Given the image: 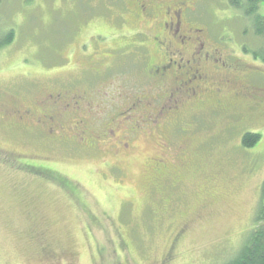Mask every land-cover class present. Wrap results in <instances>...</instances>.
<instances>
[{
  "label": "rangeland",
  "instance_id": "374dc122",
  "mask_svg": "<svg viewBox=\"0 0 264 264\" xmlns=\"http://www.w3.org/2000/svg\"><path fill=\"white\" fill-rule=\"evenodd\" d=\"M108 11L118 20L126 14L121 5L115 9L114 0H0V30L13 29L14 37L0 52V104L15 90L26 94L18 101L26 106L48 89L70 91V86L80 85L88 88L93 105L87 110L95 113L92 128L98 129L128 99L144 90L157 94L137 66L138 55L130 53L131 45H104L124 47L110 60L103 58V44L96 45L101 61L82 56L95 42H104L102 33L122 43L120 34L128 26L110 25ZM195 14L197 23L250 74L246 81L264 89V63L236 45L240 38L246 44L251 40V31L244 28L247 21L241 34L237 31L240 38H220L233 33L232 9L215 0H198ZM255 42L249 47L257 48L260 42ZM92 61L103 63L96 76L80 68ZM259 98L263 102L256 106L247 102L239 107L241 119L208 109L197 118L191 107L181 111V122L191 119L199 127L192 137L193 154L180 160L186 168L168 169L167 176L155 175L149 167L160 150L163 129L137 134L127 148L119 145V133L98 144L78 138L74 143L70 135L58 139L46 129L41 134L30 123L26 128L13 122L0 106V148L39 155L71 183L63 188L42 182L0 158V264H57L50 255L59 264H163L170 249L173 258L166 264L229 263L256 226L264 179V96ZM242 131L259 134L258 142L242 147Z\"/></svg>",
  "mask_w": 264,
  "mask_h": 264
},
{
  "label": "flooded vegetation",
  "instance_id": "af4514ba",
  "mask_svg": "<svg viewBox=\"0 0 264 264\" xmlns=\"http://www.w3.org/2000/svg\"><path fill=\"white\" fill-rule=\"evenodd\" d=\"M114 1L115 9L121 5L126 14L120 15L118 20L112 11H108L109 24L113 27L128 26L126 36L133 33L137 45H150L154 48L152 53L147 54L145 51L143 55L149 56L151 62L149 81L159 92L151 94L143 91L144 94L128 99L114 112V115L108 116L106 127L99 126L98 129L92 128L91 117H94L95 113L87 110L93 105L88 99V88L80 85L70 86V91L48 89L47 93L44 91L38 94L35 99L38 101H31L26 106L18 104L12 96L15 95L13 91L1 104L2 113L23 127L27 128L30 123L29 128L40 133L41 130L46 129V134L54 138L62 139L70 135L74 143H78L79 139L84 143L98 144L104 140L108 141V136L116 137V133H119L117 139L119 145L124 148L128 147L130 138L137 134H149L152 130L163 129L165 135L158 144L160 150L149 161L151 171L158 176H167L168 169L174 167L183 171L187 163H181L180 160L193 154L192 134L199 125L191 119L188 122H181V111L191 107L190 112L194 111L196 118L203 109L212 112L226 111L227 102L240 105L247 99L257 101L256 92L237 91L236 85L240 81L236 72L245 73V71L242 67H238L235 63L236 59L231 57L220 43H216L218 41L210 37L208 29L197 23L198 18L195 13L198 0H192L190 5H187V0L172 2L159 8L157 10L159 14L150 8V0H130L132 1L130 4L127 0ZM127 14L128 18H126ZM101 36L104 40L103 44L119 45L117 36L111 37L103 33ZM80 43L85 45L83 42ZM81 52L83 54V49ZM154 54L159 56L158 59L152 58ZM107 57L110 60L111 55ZM100 69L90 66V69L87 68L84 72L95 76ZM221 87L224 90H220ZM209 88L218 93L223 92L221 99L215 94L211 95L212 91ZM261 96H264V93ZM225 99L226 102L222 103ZM262 100L259 98L258 102ZM78 112L80 115L74 117ZM89 114H92L91 117ZM232 114L238 113H226V116ZM238 115L241 119L242 116ZM65 116L73 119L63 121ZM160 121V125H157ZM247 121L248 118H244L241 122ZM180 125L185 128L184 133ZM66 129H70L71 134H66ZM55 132H59L61 136L57 137ZM0 157L16 167L28 170L24 165L30 160L28 154L4 151L0 148ZM188 223L183 224L177 235L181 234ZM43 251L48 252L46 246L43 247ZM50 256L59 261L56 256ZM172 258L170 249L164 255L162 263H169ZM66 264L70 263L66 262Z\"/></svg>",
  "mask_w": 264,
  "mask_h": 264
},
{
  "label": "trees",
  "instance_id": "16d2710c",
  "mask_svg": "<svg viewBox=\"0 0 264 264\" xmlns=\"http://www.w3.org/2000/svg\"><path fill=\"white\" fill-rule=\"evenodd\" d=\"M175 1H177V2H175ZM179 1H182V0H179ZM179 1L178 0H150L149 4H150V8H152V10H154V12H156L161 7H164V6H166L172 2L178 3ZM215 1L223 9H232V11H234L233 16L230 17V19L232 21L230 23V25L232 26V27H230V32H233V33H231L230 35H227L228 33H222L219 35V37L231 39V38H234V36H235L236 38H240L237 34V31H238V33L241 34V30H242L241 24L244 20H246L247 26L244 25V28L247 27L249 32L251 31L250 32V39L251 40L248 42L249 44H246L240 38V39H238V42L236 43V45H239V49L243 53L250 54L254 58H256L257 60H260L264 63V6H263L262 10L259 9L262 5H264V0H215ZM127 2H128V4H130L132 1L127 0ZM186 2H187V5L188 4L190 5L192 0H187ZM156 14H159V11H157ZM235 16L238 18L237 21H235L233 19ZM226 29L227 28H225V27L223 28L224 31H226ZM120 35H121L120 40L122 43H120V41H119V45H131V47H133L132 50H130V53H132L133 55L134 54L138 55L139 58L137 60L138 61L137 66L139 68L143 69L142 71L144 72V76L149 79L148 73H149V66H150L151 62L149 60V56L146 55L144 57L143 54L145 51L147 54L149 52L152 53L153 52L152 49L154 50L153 46L137 45L134 41L133 33L130 34L129 36H126V32L121 33ZM251 35H254V37H251ZM13 38H14L13 37V29H9V31H5V32L0 30V52L2 50H4L5 48H7V46L11 45V43L13 42L12 41ZM254 39L256 42L257 41L260 42V44L257 48L249 47V45H251V43L253 42ZM123 40H125V41L123 42ZM97 41H100V40H97ZM216 43H218V42H216ZM100 44H103V43L96 42L94 44L95 51H94V47H93L92 50L88 54H86L87 57H90L92 60H95V59L100 60L99 53L102 50H100L98 47H96V45L100 46ZM104 45H106V44H103V49H104V53H105L103 58H105V56H106L107 59H109L107 56H110V55H111L110 59H114V56L118 55V53L122 52L124 49V47H122V46H119L117 49V47H109V46L105 47ZM126 54H128V53H126ZM96 55H98V57L95 58ZM153 57L158 59L159 56L157 54H154V55H152V58ZM100 61L98 63H95L92 61V63L86 62V64H80V68L81 69L85 68V69H82V71H85L87 68L90 69V66H94V69H99L100 64L103 66V63H101ZM235 63L238 65V67L241 65L240 61H235ZM249 69H250V67L248 66V68H246L245 70H249ZM85 73H87V72H85ZM236 73H238V80L240 81V83H237V85H236L237 91H240V92H245V91L250 92L251 91L253 93L256 92V100L257 101H255V99H247L246 101H243L240 105L238 103H235V102H232V103L227 102V104L225 106L226 111H221L224 114H226V113L237 114L239 107L241 105H245V103H247V102L248 103L253 102V105H255V106L258 105L259 96H261V94L264 93V89H261L260 87L257 88L254 85H250L246 81V79L249 80L250 74L240 73V71H238ZM92 78L93 77H91L90 75L88 76L89 80ZM76 80H78V79H76ZM210 90L212 91L211 95L215 94L217 96V98L221 99V95L223 94V92L218 93L212 89H210ZM220 90H224V89L221 87ZM144 91H146V90H144ZM14 94L15 95H12V96H14V98L16 99L17 102L22 100L23 96L26 95V94L24 95V92L20 91V90H18V92L14 91ZM5 100L6 99H4L2 103H4ZM236 100L237 99H235V101ZM223 102H226V99L223 100L222 103ZM261 102H263V100ZM1 104H0V106H2ZM79 115H80V113L78 112V114H76V116H74V117L77 118ZM91 115L92 114H89L90 117H91ZM237 115H234V116H237ZM69 117L70 116H65V119H63V121L64 120L66 121ZM60 124H62V123H60ZM36 131H38V130H36ZM196 131H198V127L193 132L192 137L196 136ZM243 131H245V129ZM55 133H59V132H55ZM56 136L60 137L58 135H56ZM134 137H131L130 139H132ZM65 138H67V137H65ZM259 138H260V135L257 133L243 132L241 135V145L244 148H251L254 146V144H256V142H258ZM4 151H6V150H4ZM28 155L30 156L28 158L30 160H29V162L27 161L28 163L25 162L26 164H24L28 170L22 168L25 170V172L29 173L30 175H32L35 178L41 179L42 182L44 180L49 181V182H54L55 184H58V185L62 186L63 188H66V184L71 186V183L69 184L68 181L63 176H61V174H58L57 170H55L53 167H51L49 165L50 163H47L45 161L43 162L42 158L39 155L38 156L35 154H28ZM0 158L3 159L2 157H0ZM36 158H39V160H37ZM149 167H150V163H149ZM176 174L178 175V173H176ZM24 189L25 188H22V193L27 195L28 193H26L24 191ZM253 222L256 226H255V228L252 229L251 236H250L248 242H246L239 249L236 256L227 264H264V179H263V181L259 187V200L257 203ZM39 233H41V234L43 233V231L40 228H39ZM57 263H59V261Z\"/></svg>",
  "mask_w": 264,
  "mask_h": 264
}]
</instances>
